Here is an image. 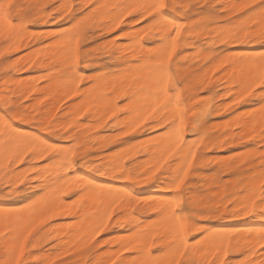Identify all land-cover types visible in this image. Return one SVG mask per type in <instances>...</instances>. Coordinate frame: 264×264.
<instances>
[{"label":"rangeland","instance_id":"374dc122","mask_svg":"<svg viewBox=\"0 0 264 264\" xmlns=\"http://www.w3.org/2000/svg\"><path fill=\"white\" fill-rule=\"evenodd\" d=\"M19 1L20 0H15L16 3H18ZM59 1L60 0H21L22 5L28 6V7L23 8V11L28 12V11L33 10L34 16L37 18H35V22L33 24L27 26L28 33H30V34H27L28 36H27L26 40L24 41L25 45H23L21 50H19L17 52L15 51L16 53L12 52V53L5 55L2 58H0V68L5 63H7L9 61H14V59H13L14 57H15V60L20 59L22 57L21 61H24V59H25L24 56L31 53L32 51H34L36 49V47H37V49L44 47L45 46L44 44L46 41H47L46 43L54 42L52 37L55 38V36L56 37L61 36V34H62L61 30L68 29L70 26L72 27V26L76 25L79 28V34L82 33V35H80V40H81L80 43L81 44L78 45L79 54H78V57L74 61H69V63L66 65L57 64V65H55V67L57 66L56 69H53L52 71L49 68H41V69L35 71V69L33 67H31V63H23L22 64V62H21V66L23 68L21 69V73L17 74V76L21 77L22 80H23V78L25 79V77L27 78L29 76L30 77L34 76V77H36V80H37L36 82L39 86H43L44 84L49 82V80L52 81V79L48 76L49 73H52L53 80L55 79V76L57 77L56 79H59V78L61 79L63 77L65 79V82L67 83L66 88L72 87V90L70 91L69 88H67V89L63 88V90H66V91H65V94L63 95L64 91L62 90L63 93H61V96H60L61 102L57 103V105L54 104V107L56 106L54 108L55 117H53V119L51 120L53 122H50L53 126H55L54 125V122H55L56 126L54 127V129L56 131L60 132L61 135L66 134L64 131L65 128L67 129L68 132H72V135L74 138H76V139L79 138L78 141H79V145L81 147L79 150H83L86 153H93V154L99 153V156L93 155L91 157V159H98V160L102 161L104 164L105 163L107 164V162L109 160L106 161V159H108V157H113V158L116 157V159H114V160H116V162L118 163L117 165L120 164V166H122L121 164H123L124 168H127L128 165H131L132 166L131 170L134 172L138 171L140 169H146L153 162L152 163L148 162L152 156H150L146 152L143 153V151H145L146 147L151 142L158 140L157 139L158 137H156L157 136L156 134H157V132H159L161 130L159 128L150 127V125L152 123V121L150 120L147 124H143L139 129H137V131L135 133H132L130 136H123L121 130L123 129V130L130 131V128H128L127 125H123L120 122H122V120L125 119L123 121L124 122L127 121L128 125H129L130 123L133 122V119H134V118H132V120H128L126 116L123 118V115H126V113H127L124 111H122V112L119 111L118 115H116L117 110H122V107L124 105V100H126L124 97L119 96L117 98V102H119V104H118L119 108L115 109V115H114L115 118L112 116V114L114 113V110L111 111L109 109L110 112L109 113L107 112L105 118L103 117L104 119L102 118L101 122L99 120L100 118H98V119L93 118L94 116L91 113H88L87 115H83L82 110H81V109H83L82 108L83 106L80 107L81 109L76 108L79 111L78 115H77L78 111L72 112V110H75V109H72V107L73 106L77 107V105H75V104H78L79 101H81L82 99L80 98L79 101H76V100H78V98L81 97L82 93H83L82 95H85V92L92 91L93 86H90L91 85L90 82L93 79L97 80V78L100 74L109 75V74L115 72V70L117 68H122L124 66V64L126 62H128V58L130 59L131 63L132 62L134 63V64L132 63L133 65H136L135 67H137V68L140 67L137 63H135V61L139 60L140 56L144 55V53H148L151 50V48L150 49L149 48H143L142 45H145L146 43L148 45H151L152 41H154L158 35L157 34L158 32L156 31V29H152L149 32V35L147 37L144 35L145 30L149 29V27H150L148 25V20H150L151 17H148V20H144L142 22L141 21L136 22L133 20L132 17H125V18H122L123 22H120L119 20H117L119 22V27L110 28L109 27V25H110L109 21H108V23H106V22L104 24L102 23V21H103L101 19V13H102L101 10L102 9L99 10V12H88L87 6L92 5V4H96V3L102 4L101 1H98V0H88V1L87 0H81L82 2H80V0H79V2H78V0H69L70 2H68V0H61L60 1L61 5H60ZM138 1L140 3V0H137L134 3H138ZM170 1L171 0H169V2ZM175 1L177 2V6H179L181 4L184 5V13H183V16L181 17V19L187 20L186 30L184 33H182V35H181L182 37L178 41V42H180L178 44L179 47L177 46L176 53L173 56V60H172V68L174 69V72H173L174 77L175 78L178 77L177 79L185 82V88H184L183 94L180 97V100L178 101V106L184 112V121H185V125H186V130H185V134H184L183 139L180 140L178 142V144L176 141L177 145H175V152H174L172 159L169 161V165H171V168H173V166H175V165H176V167H178V166L182 167L184 163H181V162H184V158L186 157V155L183 153L182 150H179V148L185 149L186 146L187 145L189 146L193 142L194 139L196 141L200 142L201 145H200L199 151L197 152V162L194 165L193 169L191 171H189L188 178L185 181V184L181 189V191L184 192L186 196L184 195L183 197H181L180 201H179L181 208H183L185 206H187V208H188V212H186L181 218L186 223L185 228L188 231L187 238L189 239V243H192L194 237L201 236L204 232H207L208 229H212V228L218 229V228H224L225 227L227 232L236 233L238 230H241L240 227L242 228L241 225L243 224V222L247 223V222H251L252 220H254L253 217L252 218L251 217H247V218L245 217L244 218L243 216H238V215L233 216L232 212H230L227 208H225V204L227 203L226 197L232 196L235 193L240 192L245 187H249L248 180L250 178H254V179L256 177L259 178V180H257V178L255 179V180L259 181V182L255 183L256 184L255 186H258V184L261 182V180H264V173L261 172V171H264V169L261 168V164H260L261 157H264V126H261L257 129V131L255 132L256 135L248 133V136H247V135H244L245 134L244 133L241 136H239L240 128H239L238 124L236 123V119H235V117H237V113L238 114L244 113L243 110L245 108H247V109H245V112H248L247 115H250V116H253L255 114V112L258 113V111H259V113L264 114V112H262L261 110H258V109H260L258 107L261 106L260 101L258 99L259 97L257 96V93L259 92V88L255 89L252 97H249L243 103L237 104V103L233 102L232 98H233V96H237L235 94L239 93V92H237V91H239V87H238L239 85H237V84L233 85L231 95H229L228 93L230 91L229 90L230 87L228 86V82L231 81V79L229 77H226L223 80H219L214 87H210L209 85L213 81H215L217 79V77H219L221 75L219 72H217L215 75H213V72L215 70V65L211 64V60L215 59V56L217 54H219L221 57H230L235 63H238V60H234V59H239L241 57H244L240 53L247 51V50L248 51L253 50V52L255 50H256L255 52H260V51L264 52V49H263L264 44H260L259 41L251 42V40L249 39L251 37L245 38V37H243V34H241L240 40H242L244 42H240L234 38H229V36L226 34L229 30L232 33H236L239 29L238 28L235 29V27L231 28V26L226 27V25H225L224 29H221L220 27H218L220 29H217V31H215L217 26H214L212 23H210V21H213V20H215L217 23H224L223 21L219 20L220 13L218 12V5L225 4V5H227V8L229 10L235 9L236 12L239 14L240 6L243 4H247V3H253V0H244L246 3L243 0H175ZM210 1H212V3H210ZM230 1H232V2H230ZM239 1H242V2H239ZM83 2H84V4H82ZM123 2H125V1L122 0L121 4H123ZM127 2H129V1H127ZM179 2H181V3H179ZM237 2H239L240 4L238 5ZM79 3H81V5ZM191 3H194V4H191ZM218 3H220V4H218ZM69 4H70V6H69ZM106 4L108 5L109 2H107ZM203 4L205 6H207V8L203 7L204 6ZM37 5H39L38 8L36 7ZM229 5H232V6H229ZM209 6H212V7H209ZM233 6H235V7H233ZM53 12H56L55 15ZM212 13H216V15L213 16ZM61 14H64L63 18H61ZM95 14H96V16H95ZM134 15H137V14H134ZM176 15H179V13H176ZM93 16L96 17V23L90 26L91 30H90V28H88L89 26L86 27V29H85V26L90 24L91 17H93ZM192 17H194L195 19ZM40 18H42L43 20H41ZM97 18H99V19H97ZM190 18H192V19H190ZM47 19H49V20H47ZM128 19H130L132 21H130ZM232 19L235 21L234 16H232ZM191 20H194V21H191ZM98 21H99L100 26H97V27L99 29L96 28ZM129 22H131L132 24ZM70 23L74 24V25L68 26ZM82 24H86V25L84 26ZM141 24L143 25V27L141 26ZM103 25H104V27H103ZM133 26L134 27L136 26V28H134ZM137 26H141V30H140L141 34L139 36L140 41L137 40L135 43H133V41L130 40L131 38L126 36L125 33L127 31H129V28H130V30L137 29V28L139 29L140 27H137ZM60 27H62V28H60ZM100 27L102 29H100ZM144 27H146V28H144ZM228 27H229V29H228ZM188 28H191L194 31L193 36L188 34V31H187ZM29 29L30 30L33 29V30L30 31ZM53 29H56V30H53ZM36 31H37V34H36ZM124 31H125V33H123L124 35H122V32H124ZM218 31H220V32H218ZM222 31H224V32H222ZM93 32H95L96 35L95 36H93V35L89 36ZM217 32H218V34H217L218 39L216 38ZM221 32L224 34L222 35ZM119 33H120V35H117ZM86 34H88V35H86ZM224 35L228 36V39H226V37ZM123 39H125V40H123ZM223 39H225V40H223ZM56 40L57 39H55V41ZM120 40L125 41L122 43H123L126 50L122 51V52H124V54H125L127 51L130 55L126 53L127 56H129L128 58H124V57H127L126 55L123 57H119L120 60L122 61V63L117 64V62L119 61V58H117V56L122 54V52L119 49H116L117 44H121ZM126 40H128V43ZM129 40L132 41L130 43L131 47L128 46ZM218 40H221V41H218ZM113 41H115L116 43L113 44L114 43ZM222 41H227V42H222ZM125 43H127V44H125ZM136 43H138V44H136ZM38 44H40V45H38ZM88 45H91V47H90L91 52H90V50H88V48H89ZM100 45H102V46H100ZM135 45H137V47ZM33 46H35V47H33ZM133 46H135V47H133ZM82 47L85 49H83ZM107 47H109V48H107ZM99 48H101L102 50H100ZM136 48H138V49H136ZM29 49L31 50V52L29 51ZM108 49H110V51L113 52V54L110 53V51L108 53L104 52L105 50L108 51ZM194 49H197V50H194ZM213 49L215 50V52L211 51ZM25 50H27V51H25ZM128 50H130V51H128ZM138 50L141 52H138ZM157 50L158 49L155 48V51H157ZM230 50L231 51L234 50V54L236 53L235 51H237V52L239 51L237 53L238 58H236V56H233L234 54H233V52L230 53ZM151 51H153V50H151ZM26 52H27V54H26ZM88 52H90V53L88 54ZM86 54H88V55H86ZM95 54H96V56H94ZM109 54H111L112 57H111V55L109 56ZM103 55H105V57ZM200 56H203L204 61H202L203 59ZM23 57H24V59H23ZM134 58H136V59H134ZM245 58H247V57H245ZM197 60H199V61H197ZM93 61L96 62V64ZM239 61H241V60H239ZM141 63H143L146 67L147 66H150V67L154 66L153 61H150V60H147V61L143 60V61H141ZM217 63H219V61H217ZM72 64H73V67L76 69V72L72 71V69H73ZM85 64L88 65L87 68H84ZM206 64H208L210 67ZM67 65H70V66H67ZM204 65H205V67H204ZM202 67H204L203 68L204 70L202 69ZM106 68H107V70H106ZM143 68L144 67L141 66V69H143ZM151 68L154 70V67H151ZM93 69L99 70V72H94ZM146 70H150V72L152 73V71L149 67H147V69L142 70V71H146ZM47 73H48V75H47ZM76 73H78L79 76ZM41 75H43V76H41ZM53 75H55V76H53ZM205 75H207V76H205ZM153 76L154 75H152V77ZM204 76L206 78H204ZM154 78H156V76H154ZM228 78H229V80H228ZM204 79H205V82H203ZM197 80H198V82H197ZM147 82H151V81L149 80ZM153 83H155V81ZM204 83H206V85H204ZM218 85H220V86H218ZM83 86H86L85 87L86 89H84ZM148 86H150V85L148 84ZM152 86H155V85L152 84ZM152 86H150L149 89H151ZM76 88H78L77 90H80L79 91L80 93L82 91L83 92L81 94L78 93V91H76ZM236 88H237V91H235ZM84 90H85V92H84ZM69 91H70V93H69ZM154 91L155 90H153V92ZM22 96H24V97H22ZM197 96L199 98L200 97H203V98L198 99ZM191 97H196L197 99L192 100ZM32 98H33L32 95L26 93V91L21 92V106H19L17 108H21L22 114H30L31 113L30 115H32L33 108L30 107L32 104V101H33ZM167 98H166V100H167ZM214 98H216V99H214ZM229 100H231L229 102L230 104H227V101H229ZM75 101L78 103H74ZM27 104H28V106H27ZM63 104H64V106H63ZM25 107L26 108L29 107V108L26 110ZM52 108H53V104H52ZM252 109H256V111L254 110L255 111L254 112ZM190 110H192L193 112L196 111L195 113H197L196 115L198 117H196L194 115V113H192V111H191V113L193 114L192 115L190 113ZM251 112H253V113H251ZM61 113H64L65 116H62ZM74 113H76V114H74ZM249 113H251V114H249ZM71 114H74V115L71 116ZM262 114H260V115H262ZM76 115H77V117H76ZM104 115H105V113H104ZM104 115L102 114V116H104ZM127 115H128V113H127ZM35 117H37L36 114H35ZM39 117H41V116H39ZM69 117L70 118L72 117V119L74 121L76 120L77 123L79 122L78 120L82 121V123H78V125H77L76 121L75 122L70 121ZM109 117H111L110 120H109ZM228 117H230V118H228ZM41 118H43L42 119L43 121L41 120L43 125H49L48 114L42 115ZM118 118H119V120H118ZM169 118H171V117H169ZM197 118H199V123L197 124L196 127H197V131L199 132V135L194 137V139H192L193 138L192 133L188 132L187 128H191L193 125L194 119L197 120ZM57 119H59V120H57ZM61 119L64 120L63 123H62ZM115 119H117L118 122ZM120 119H122V120H120ZM222 119H224V121ZM232 120H233V122L231 123ZM90 121H92L93 123H91ZM222 121H223V123H222ZM234 121H235V123H234ZM33 122L34 123L37 122L35 120V118L31 122L29 121L28 124H22L21 126L25 129L30 130L32 128ZM88 122H90V125L93 124V126L88 125ZM73 124L77 127H74ZM218 124H220V125H218ZM69 125H71V127H68ZM100 125H103V127H101ZM86 126L89 128H85ZM92 127H94V128H92ZM111 127H113V128H111ZM68 129H70V130H68ZM73 129H75V131H73ZM86 129L88 131H86ZM230 130L234 131V134L236 135V137L234 136L233 143L227 149L226 148H218L217 146L211 147L209 149L207 148V145L210 141H212L213 139H216V138L218 139L219 137L222 136V134H225V133L229 132ZM98 133H100L101 135H99ZM112 133H113V135H110ZM43 134L49 135L48 132H45ZM93 134H95V135H93ZM147 137H149V138H147ZM239 137L242 139H240ZM171 139L175 140L173 138H170L169 140H171ZM93 140H94V142H93ZM142 140H143V142H142ZM148 140H150V141L148 142ZM140 142H142V143H140ZM168 144L170 145L171 142ZM172 144H174V143H172ZM127 145H131V146L133 145V147L128 146L129 148H132V150H129L130 153H128V150L126 147ZM188 146H187V148H188ZM248 148H251L250 150L252 153L249 152ZM139 149H141V151H139ZM87 150L89 152H87ZM177 150L182 151V152L180 153ZM185 150H187V149H185ZM140 152H142V153L140 154ZM115 153H116V155H115ZM176 153L178 154V157H177ZM185 153L188 154L187 151ZM121 155L124 157L121 160H118V158L122 157ZM184 155H185V157H184ZM201 156H203V159H201ZM104 157H106V158H104ZM128 157H132V160H129ZM240 157H242V158H240ZM113 158H110V159H113ZM139 158H141V159H139ZM24 160H25L24 164L16 163L15 166H12V167H10L7 164V166H6L7 168L3 167L2 169H0V172H1L0 173V179H3L5 182H10L12 179L14 180L19 175H21V173L18 172L19 175L17 176V172H16L17 168L21 167L20 169L23 170L26 165L33 164V162L38 164V165L43 164V161L39 158V156H35L33 159V153H29L28 156L24 158ZM114 160H112V161L110 160L109 162H113ZM133 160L136 162L135 164L132 163ZM217 160H220V163H218ZM215 161H217V162H215ZM170 162H172V163H170ZM217 163L220 165H218ZM172 164H174V165L172 166ZM223 164L226 167V169H225V167H222ZM112 165H116V163L113 162ZM167 166L168 165H166L165 168ZM221 167L223 169H221ZM175 168H173L175 172L172 169L169 170V173L172 171V173H171L172 176L170 174L166 175V176L162 175V174H157L159 178H156L153 181H149L147 184H144L143 182H141L140 184L136 185V187L133 190V195L136 197H141L140 199H142V203H141L142 205L141 204L139 206L132 205L131 208L129 210H127V209H125L126 204H121L120 207H117L115 209V214L113 215L112 221L108 222L109 226L103 232H101L98 235L93 236V230H92L90 232L91 237L89 238V236H87L84 238L87 243L85 242L84 239L81 241L82 238L77 240V242L79 244L78 243H71L70 244V243H67L66 241H65L66 244L62 243V242H64L63 239L65 237H62L59 235L65 234V232L62 231L63 227H60L62 230L59 229L60 231H62L61 233L57 229V231H59V232H57V234L55 236L54 235L55 231H56L55 225H54V227L52 225L53 223H55V220L58 222H61L60 219L55 218L54 220H49L46 224H40V219H42L43 216L37 217L38 219L36 217L29 219L28 220L29 223L32 222L33 220L36 222L35 224H33V226L36 227V231L33 233L32 237L29 239V245H30L29 251H31L32 253H35V255L30 258V264H38V263L41 264V262H43V264H50V261L52 259H55L57 256L60 259H58L56 261V264H61V261H63V264H74V261L76 259H78L79 257L81 258L82 256H86L88 264H92V263L93 264H110V260H108L106 256L110 255L111 253H109L107 255L106 254L107 251L109 252L112 250L114 251L115 249L117 250L118 246H120V243H119L120 240H125V239H127V237H130V236L134 235V233H135V232H133L131 234H126V233H128L126 231V227L131 222L129 220L130 219L129 215L127 216V213L132 214V215L136 214L137 216L140 217V221H142L143 224L149 225V227L150 226L151 227H157L159 222H161L159 214L157 212L155 213V210L151 209L150 205H151V203L153 205V204H156L159 202L170 200L171 199L170 197H169V199L165 198L166 197V196H164L165 194L167 196L172 195L173 198L171 200H174L176 198L175 197L174 184H175V182H177V179L175 178V176L182 175V172L178 173L177 171H179L180 168H178L177 171H176L177 168L176 169ZM39 170L42 171L41 169H39ZM48 170L50 172H48ZM48 170L45 171L43 169L42 177L48 176L46 173L44 174V172H47L48 174L53 172L52 168H49ZM74 171H78V172H81L82 174L90 175V176L94 177L95 180L103 181L107 185H108V183L109 184H115V185H122L125 183H129L126 180H114L113 179L114 176L120 175L121 172L118 174L103 176V175H100L98 173H88L87 169H84V168H79L77 170L74 169ZM173 172H174V176H173ZM13 173H15V174H13ZM257 173L259 176H257ZM261 173H263V176H261ZM203 174H204V176H203ZM11 175H12V177H11ZM14 176H16V177H14ZM174 178H175V180H174ZM207 178H208V180H207ZM170 180L174 181L173 186H172V183ZM41 181H42V183L44 182L43 180H41ZM32 183H36V181H32ZM192 183H196V185H195V188L192 189V194H190L185 189L188 185H190ZM159 184H161V185H159ZM115 185H113V186H115ZM72 194L74 195V193H72ZM155 194H157V195H155ZM158 194L163 195V196H161L162 198ZM142 195H144V196H142ZM154 195L158 196L159 198L155 197ZM191 195H193L194 199L195 198L197 199L195 206L190 205L191 201L193 200V197L191 198ZM150 196L153 198H151ZM143 197L144 198L149 197V199L147 200L146 198L144 199ZM38 198L39 197H36L35 199H38ZM201 198H206V200L202 201ZM18 199L19 198L5 199L2 204L7 205L8 207L9 206L10 207L11 206L12 207H20L21 205H19V204H21V203L18 202ZM77 199L79 200V198H77ZM162 199H164V200H162ZM78 200H75L74 203L75 202L78 203ZM145 200L149 201V204ZM210 202H212V203H210ZM233 202H235V200ZM24 203H28V202L26 201ZM29 203H32V202L30 201ZM206 203L211 205V209H210V206L207 205ZM215 203H218V205H220V207L216 206ZM23 204H22L21 208L22 207L24 208L26 205H28V204H24V205ZM13 205H15V206H13ZM143 205H146V206H143ZM230 207H231V205H228V208H230ZM123 208H124V210H123ZM107 209H108V207H107ZM122 210L125 212V215L120 216L119 213L123 212ZM175 211H179V209H175ZM155 216H157V217L159 216L157 218L158 220H156V218H154ZM117 217H119V225H124V227H120L117 225ZM122 218H123L124 222L122 221ZM65 219H66L67 223L68 222H70V223L68 225H66V224L63 225L64 227L70 226L73 223V221L77 220L73 217H65L62 221L63 223H66ZM150 219H152V220H150ZM154 220H156V221H154ZM121 221H122V224L120 223ZM126 221L128 222V224H124ZM26 222L21 223V225L23 224V226H21V228L25 227L24 224ZM256 222L264 224V222L260 221L259 219ZM29 223H27V225ZM198 224H202V225H198ZM197 226L199 227V229L197 231H194L193 227H197ZM45 228H49L48 229L49 231L46 230ZM233 228H235V229H233ZM50 229L53 231L50 232ZM42 232H43V234H42ZM53 232H54V234H53ZM119 233H121V234H119ZM117 234H119V235H117ZM124 234H125V236L128 235L125 237V239L122 238V236ZM115 235H117L119 237H117ZM53 236H55V237H53ZM63 236H65V235H63ZM56 238L57 239L60 238V239H58V241H57ZM158 238H160V235L155 236L151 245H150V248H151L153 253L158 252L160 249H166L167 248L166 246L169 245V243L167 242V244H165L163 247L159 248L157 246V242L159 241ZM202 238H204V237H202ZM105 240H107L108 243H104ZM80 241L82 243H80ZM98 241L100 242L99 244L97 243ZM57 242H59L61 246ZM197 242H199V241H197ZM77 244H78V247L76 246ZM95 244L97 246H95ZM117 244H118V246H117ZM31 245H34V247H31ZM63 245L65 247H62ZM70 246H73L75 249L73 247H70ZM110 246H111V248H110ZM113 246H116V247H113ZM103 248H106L108 250L107 251H106V249L103 250ZM110 249H112V250H110ZM41 251H43V252H41ZM104 251L106 252L105 254H104ZM261 251H264V250H261V249H259V247H257V255L254 258L258 259ZM38 252L40 253V255H38L40 259H36L37 258L36 255L39 254ZM95 252H96V254L98 252L103 253L104 254L103 256L106 257L105 259H107V261L106 262H97L94 259L95 255H96V254H94ZM60 253H62V254H60ZM125 253L126 252H124V254ZM238 253L239 252L230 254L231 259L233 256H234L233 258H235V260L233 259V264H237V262H240V260L244 258L242 253H239V254ZM46 254L47 255L49 254V256H48L49 258H46ZM128 255L129 256L130 255L135 256L136 254L131 253V252H127V255L125 254L124 256H121L120 258L127 257ZM35 256H36V258H35ZM76 257H78V258H76ZM110 257H112V255H110ZM108 258H109V256H108ZM229 259H230V257H229ZM36 260H38V261L35 262Z\"/></svg>","mask_w":264,"mask_h":264},{"label":"snow or ice","instance_id":"6c2138e0","mask_svg":"<svg viewBox=\"0 0 264 264\" xmlns=\"http://www.w3.org/2000/svg\"><path fill=\"white\" fill-rule=\"evenodd\" d=\"M25 7L28 6L16 3L15 0H0V41H3L4 47V51L0 52V58L18 50L16 45L19 38L28 30L27 26L35 22L34 11H22ZM36 7L38 8L39 5ZM87 7L88 12H99L100 9L110 8L107 15L114 17L113 22L116 20L123 22L122 18L125 17H132L134 21L140 22L151 17L148 20L150 27L145 30L144 35L147 37L152 29H156L158 35L151 45L146 43L142 47L158 48V50L155 52L149 51L135 63L140 64L143 60L154 62L155 91H149V97L152 98L151 103L146 101L144 108L138 112L136 108L132 109L133 112H137V119L127 125L130 131L123 129L121 131L123 136H130L143 124H147L151 120L150 127L161 130L156 134L161 141L165 138H173L177 142L182 140L186 130L184 112L177 106L175 112L170 113L168 109L171 104L162 102L169 94H171L172 101L178 102L185 88V82L174 77V69L172 68V60L177 50L178 41L187 27V20L181 19L184 13V5L177 6L170 3L169 0H150L146 3H117L112 5L96 3ZM218 12L220 13L219 20L224 23H217L215 20L210 21V23L221 29H224L225 25L239 29L236 33L229 30L226 33L229 38L244 42L240 40L241 34H243L246 38L251 37V42L259 41L260 44H264V0H253V3L241 5L239 14L235 9L229 10L226 5L220 4L218 5ZM176 13H179V15H176ZM63 15L61 14V18H63ZM212 15L215 16L216 13H212ZM232 16L235 17V21ZM95 23L96 17L93 16L90 24L86 25L85 29ZM116 26L119 27V24ZM187 31L189 35H194L191 28H188ZM80 35L82 33L74 37L76 45L80 44ZM91 35L95 36L96 33L93 32ZM54 39L58 40L60 37ZM88 47H91V45H88ZM211 51L215 52L214 49ZM240 60L248 62V66L242 69V72L249 77L248 87L240 91L238 96H233V102L237 104L245 102L253 96L255 89L259 88L257 96L262 106L261 111L264 112V52L258 58L241 57ZM211 64L215 65L213 75L217 72L223 75L229 69H235L237 66L230 57H221L219 54L211 60ZM256 64L259 66H255ZM87 67L88 65L85 64L84 68ZM72 71L76 72V69L73 68ZM93 71L99 72L96 69H93ZM77 75L79 76L78 73ZM106 78L102 77V79ZM90 83L96 84L97 80L93 79ZM228 94L231 95V91ZM80 98L84 99V95H81ZM191 99L195 100L196 97H191ZM135 101L136 97L133 95L129 96L124 103L127 105ZM88 111L89 109L84 107L82 114L87 115ZM16 112L17 109L8 107L7 101L0 105V169L4 167L5 162L10 167L15 166L17 161L24 164V158L29 153H33V158L39 156L43 164H29L23 170L17 168L16 172H20L21 175L10 182L0 179V204L5 199L14 198H19L18 202L21 204L26 201L32 202L29 203L27 208L15 211L0 208V219L5 221L4 229L0 230V264H30V258L35 255V253L29 251V239L36 231V227L33 226L35 221L33 220L32 223L21 230L11 222L13 217L19 220L25 213L31 216L37 208H40L43 216L40 219V224H46L57 216L65 213L70 214L69 207L74 206V201L77 198L83 200L89 194H107L113 199L93 229V236H95L108 227V222L112 221L115 209L120 207L121 204L139 206L142 203L140 197L133 195L136 185L141 182L147 184L149 181L159 178L157 174L165 176L170 174L165 171V166L169 165V161L174 155L175 144H170L159 152L155 162L146 169L134 172L131 170L132 166L128 165L127 168L121 169L120 175L113 177L114 180H126L129 183L105 187L103 184L98 183L94 177L74 171V169L84 168L87 169L88 173L109 175L105 171V168H108L109 165L98 159H91L93 155L99 156V153H86L79 150L80 145L78 140L73 137L72 132H68L65 128L66 134L61 135L53 126L43 125L39 116L35 117L37 122L32 125L30 130L25 129L21 125L28 124L29 119L14 114ZM114 115L115 113H113ZM198 123L199 118L193 121L191 128H187V131L192 133L193 137L199 135L196 127ZM100 126L103 127V125ZM68 127H71V125ZM45 132H48L49 135H44ZM22 141L25 143L21 144ZM159 146L157 145V147ZM199 148L200 142L195 140L188 146V155L184 158V164L180 169L182 175H178L177 182L174 184L176 198L163 202L166 210L179 209V211H173L171 214L173 242L169 244L168 248L160 249L156 253H153L145 242L137 253V255L144 256L142 264H233V260L229 257L231 253L236 252H241L244 257L239 264H264V251H261L258 259L254 258L257 255V247L264 250V227L245 229L244 233L239 234L245 237L243 242L241 239L236 238L238 234L234 232L210 234L204 232L201 235L204 237L203 239L194 237L192 243L188 242V231L179 219L188 212V208L187 206L181 208L179 201L185 195L181 189L188 178L189 171L193 169L197 162ZM128 159L132 160V157H128ZM201 159H203V156H201ZM132 163L135 164L136 162L133 160ZM260 164L261 168L264 169V157H261ZM41 168L45 171L52 168L55 171L54 174L50 173L47 177H42L39 170ZM41 180L44 182L41 183ZM32 181H36V183H32ZM36 197H39V199H35ZM61 198H66L63 200V205L68 207L62 206L57 211L55 205L61 203ZM226 200L225 208L234 215L246 218L254 217L264 222V180H261L258 186L243 188L240 192L226 197ZM234 200L235 202H233ZM228 205H231V207L228 208ZM119 215L123 216L125 213L121 212ZM117 225L124 227V225H119V217H117ZM141 227L142 221L133 219L130 222L126 227V231L129 234L136 232L137 235L128 244L122 245L119 252L113 251L112 257L108 258L110 264H117V261H119V264H126V261L120 260V256L124 252H131L137 241H146V233L137 231ZM253 235L256 237L255 243L251 242ZM104 243H108V241L105 240ZM129 245H132V247ZM32 246L34 247V245ZM58 259H60L58 256L52 259L50 264H56ZM61 264H63V261H61Z\"/></svg>","mask_w":264,"mask_h":264},{"label":"bare ground","instance_id":"6f19581e","mask_svg":"<svg viewBox=\"0 0 264 264\" xmlns=\"http://www.w3.org/2000/svg\"><path fill=\"white\" fill-rule=\"evenodd\" d=\"M61 1V0H60ZM59 1V3H60V5H61V2ZM88 1V0H87ZM98 1H101V3L102 4H106L107 2H109V4L108 5H112V4H117V3H120L121 4V2H122V0H98ZM125 2H123V4H126V3H134V2H136L137 0H127V1H129V2H127L126 0H124ZM244 1V0H243ZM50 2V1H49ZM68 2H70L69 0H68ZM78 2H79V0H78ZM80 2H82L81 0H80ZM139 2V1H138ZM146 2H150V0H140V3H146ZM214 2V1H213ZM229 2V1H228ZM230 2H232V1H230ZM239 2H242V1H239ZM239 2H237L238 3V5L240 4ZM245 2V1H244ZM248 2V1H247ZM19 4H21L22 5V3H21V0L18 2ZM170 3H172V4H174V5H177V2L175 1V0H171L170 1ZM179 3H181V2H179ZM210 3H212V1H210ZM246 3V2H245ZM80 5H81V3H79ZM82 4H84V2L82 3ZM191 4H194V3H191ZM205 4V3H204ZM203 4V5H204ZM218 4H220V3H218ZM231 4V3H230ZM79 5V6H80ZM181 5H183V4H181ZM225 5V4H224ZM49 6V5H48ZM69 6H70V4H69ZM227 6V5H226ZM229 6H232V5H229ZM47 7V6H46ZM62 7V6H61ZM203 7H206L207 8V6H203ZM233 7H235V6H233ZM64 9V8H63ZM68 9V8H67ZM101 10V9H100ZM22 11H23V9H22ZM33 11V10H32ZM64 11V10H63ZM102 11V13H101V19L104 21H102V23L104 24L105 22L106 23H108V21L110 22L109 24V27L110 28H116L117 26V24H119V22L116 20L115 22H113L114 21V17H109L108 15H107V13L110 11V8L109 9H102L101 10ZM47 12V11H46ZM54 13V15H55V13L56 12H53ZM44 14V13H43ZM50 15V14H49ZM53 15V14H52ZM51 15V16H52ZM89 15V14H88ZM50 16V17H51ZM95 16H96V14H95ZM90 17V16H89ZM35 18H37V17H35ZM83 18V17H82ZM192 18H194V17H192ZM192 18H190V19H192ZM41 20H43L42 18H40ZM39 19V20H40ZM90 19V18H89ZM97 19H99V18H97ZM100 19V20H101ZM127 19V18H126ZM195 19V18H194ZM47 20H49V19H47ZM52 20V19H51ZM83 20V19H82ZM99 20V21H100ZM128 20H130V19H128ZM99 21H98V24L96 25V28L97 29H99L97 26H100L99 25ZM130 21H132V20H130ZM142 21H144V20H142ZM141 21V22H142ZM191 21H194V20H191ZM74 22V21H73ZM85 22V21H84ZM125 22V21H124ZM75 23V22H74ZM88 23V22H87ZM101 23V22H100ZM101 23V24H102ZM129 23H131V22H129ZM237 23H239V22H237ZM124 24V23H123ZM132 24V23H131ZM67 25V24H66ZM70 25H74V24H69L68 26H70ZM82 25H86V24H82ZM108 25V24H107ZM122 25V24H121ZM130 25V24H129ZM147 25V24H146ZM141 26H143L142 24H141ZM141 26H137V27H140L139 29L137 28V29H133V30H130V28H129V31H127L126 33H125V31L124 32H122V35H124L123 33H125V35L126 36H128V37H130L131 39L130 40H132L133 41V43H135L137 40H139V36H140V34H141ZM67 27V26H66ZM71 27V26H70ZM68 28V29H63V30H61L62 31V34H61V36H58V37H60V39H58V40H56L55 41V39L52 37V39H53V41L54 42H51V43H46L45 42V46L44 47H41V48H38L37 49V47H36V49L34 50V51H32L31 52V50L29 49V51L31 52V53H29V54H27V52H26V54L27 55H25L24 57H25V59H24V57H23V59H24V61H21V58L20 59H17V60H15V57L13 58L14 59V61H9V62H7V63H5L4 65H2L1 66V68H0V105H3L4 104V102L5 101H7L8 102V107H11V108H15V109H17V112L16 113H14V114H16V115H19V116H23V117H26V118H28L29 119V121L31 122L32 120H34V118H35V114L37 115V116H41L42 117V115H44V114H48V119H49V125L50 126H53L50 122H53V121H51L52 119H53V117H55V110H54V108L56 107H54V104L55 105H57V103H60L61 102V98H60V96H61V93H63L62 92V90H63V88H66V82H65V79L63 80L62 78L60 79H56L57 77L55 76V75H53V76H55V81L53 80V78H52V73H49V75H48V73H47V75L52 79V81H50L49 80V82H47L46 84H44L42 81V83L44 84L43 86H39L38 84H37V80H36V77H34V76H29V77H25V79L23 78V80L21 79V77H18L17 76V74H19V73H21V69L23 68L22 66H21V62H22V64L23 63H31V67H33L34 69H35V71H37V70H39V69H41V68H49L51 71L53 70V69H56V67H55V65H57V64H59V65H66V64H68L69 63V61H74L77 57H78V54H79V51H78V45H76L75 44V41H74V37H76L78 34H79V28L76 26V25H74V26H72L71 28ZM102 27V26H101ZM100 27V29H102ZM103 27H104V25H103ZM108 27V26H107ZM134 27V26H133ZM226 27H227V25H226ZM46 28V27H45ZM60 28H62V27H60ZM88 28H90V26L88 27ZM134 28H136V26L134 27ZM144 28H146V27H144ZM148 28V27H147ZM232 28V27H231ZM217 29H220V28H216V30L215 31H217ZM228 29H229V27H228ZM235 29H237V28H235ZM30 30V29H29ZM33 30V29H32ZM32 30H30V31H32ZM52 30V29H51ZM53 30H56V29H53ZM90 30H91V28H90ZM145 30V29H144ZM213 30V29H212ZM234 30V29H233ZM232 30V31H233ZM29 31V32H30ZM103 31V30H102ZM218 32H220V31H218ZM218 32L216 33V38H217V34H218ZM222 32H224V31H222ZM221 32V33H222ZM27 34H30V33H28V30L26 31V32H24L23 33V35L19 38V41H18V43H17V45H16V47H17V51H19V50H21V48L23 47V45H25L24 44V41L26 40V38H27ZM36 34H37V31H36ZM120 34V33H119ZM158 34V33H157ZM224 34V33H223ZM51 35V34H50ZM86 35H88V34H86ZM203 35V34H202ZM44 36V35H43ZM89 36H92V35H89ZM125 36V37H126ZM191 36H193V35H191ZM225 36V35H224ZM34 37V36H33ZM56 37V36H55ZM182 37V36H181ZM226 37V39H228V36H225ZM244 37V36H243ZM246 38V37H245ZM51 39V38H50ZM218 39V38H217ZM250 40H251V38H249ZM123 40H125V39H123ZM129 40V44H128V46H130L131 47V45H130V43L132 42V41H130ZM188 40V39H187ZM223 40H225V39H223ZM121 41V44H117V46H116V49H119L121 52L122 51H125L126 49H125V47H124V45H123V43L122 42H125V41H122V40H120ZM127 41V43H128V40H126ZM140 41V40H139ZM182 41V40H181ZM202 41V40H201ZM218 41H221V40H218ZM80 42H81V40H80ZM83 42V41H82ZM114 43L113 44H115L116 42L115 41H113ZM127 43H125V44H127ZM132 43V44H133ZM140 43V42H139ZM180 42H178V44H179ZM41 44V43H40ZM40 44H38V45H40ZM81 44V43H80ZM136 44H138V43H136ZM242 44V43H241ZM100 46H102V45H100ZM136 47H137V45H135ZM135 46H133V47H135ZM33 47H35V46H33ZM39 47V46H38ZM129 47V48H130ZM132 47V48H133ZM179 47V46H178ZM83 48V47H82ZM81 48V49H82ZM107 48H109V47H107ZM83 49H85V48H83ZM100 50H102L101 48H99ZM111 49V48H110ZM110 49H108V51L107 50H105L104 52H109L110 51ZM134 49V48H133ZM136 49H138V48H136ZM150 49V48H149ZM158 49V48H157ZM264 49V48H263ZM88 50H90V47L88 48ZM104 50V49H103ZM147 50V49H146ZM151 50H153V52L155 51V48H151ZM150 50V51H151ZM194 50H197V49H194ZM242 50V49H241ZM4 51V47H3V41H0V52H3ZM16 51V52H17ZM25 51H27V50H25ZM128 51H130V50H128ZM132 51V50H131ZM243 51V50H242ZM256 51V50H255ZM253 52V50H250V51H244V52H242V53H240L241 55H243L244 57H255V58H258L259 56H260V54H261V52L262 51H260V52ZM15 52V53H16ZM21 52V51H20ZM90 52H91V50H90ZM90 52H88V54L90 53ZM103 52V53H104ZM119 52V51H118ZM138 52H141V51H139L138 50ZM143 52V51H142ZM148 52V51H147ZM196 52V51H195ZM233 52V54H234V50L233 51H231L230 50V53H232ZM236 53L233 55V56H236V58H238V56H237V53L239 52H237V51H235ZM24 53V52H23ZM110 53H112L113 54V52H111L110 51ZM126 53L127 54H129L127 51H126ZM124 54V52H122V54L121 55H119V56H117V58H119V57H123V56H127V54ZM229 53V54H230ZM25 54V53H24ZM88 54H86V55H88ZM98 54V53H97ZM144 54H146V53H144ZM194 54V53H193ZM111 54H109V56H110ZM115 55V54H114ZM130 55V54H129ZM132 55V54H131ZM142 55V54H141ZM23 56V55H22ZM94 56H96V54L94 55ZM104 57H105V55H103ZM111 57H112V55H111ZM129 56H127V57H124V58H128ZM141 57V56H140ZM200 57H202V59H203V56H200ZM134 59H136V58H134ZM201 59V58H200ZM234 60H238V63H236V68L235 69H229V71L227 72V73H225V74H223V75H220L219 77H217V79L215 80V81H213L209 86L210 87H214L215 85H216V83L219 81V80H223L224 78H226V77H229L230 79H231V81H229L228 82V86L230 87V91H232V86L233 85H235V84H237V85H239L238 87H239V91H237V88H236V90L235 91H237V92H240V91H242V90H244V88H246L247 86H248V80H249V77L244 73V72H242V69H244V68H246L247 66H248V62L247 61H239L240 60V58L239 59H234ZM117 61V60H116ZM147 61V60H146ZM197 61H199V60H197ZM202 61H204V59L202 60ZM94 62V61H93ZM113 62V61H112ZM95 64H96V62H94ZM114 63V62H113ZM120 63H122V61L120 60V58H119V61L117 62V64H120ZM133 63V62H132ZM131 63V61H130V59L128 58V62H126L125 64H124V66L122 67V68H117L116 70H115V72H113V73H111V74H109V75H105V74H100L99 76H98V78H97V83L96 84H91L90 86H93V89H92V91H89V92H85V90H84V92H85V95H84V99H82L81 101H79V99H80V97L78 98V100H76V101H79V103L78 102H74V103H78V104H75V105H77V107H72V109H75V110H72V112L73 111H78L77 109H81L80 107H82V108H84V107H88V109H89V111H88V113H91V114H93V118H96V119H98V118H100L99 120H100V122H101V120H102V118L104 117L105 118V116H106V114H107V112L109 113L110 112V110L112 111V110H114V113H115V109H118L119 107H118V104H119V102H117V98L119 97V96H122V97H124L125 99H127L129 96H133V95H135V97H136V101L135 102H130L129 104H125L124 103V105H123V107H122V109L123 110H117V112H116V115H118V113H119V111H124V112H127L128 113V115L126 114V115H123V118L126 116L127 117V119L128 120H132V118H134L133 119V121H135L136 119H137V112L138 111H140V110H142L143 108H144V106H145V102L147 101L148 103H151V99L152 98H150L149 97V91H153V90H155V86H152V84H154L155 85V83H153L154 81H155V79L156 78H154V76H155V72H154V70L151 68V67H154V66H147V67H149L150 69H151V71H152V73L150 72V70H146V71H142V70H145V69H147V67L143 64V63H140V64H138L140 67H135L136 65H133ZM154 63V62H153ZM71 64V63H70ZM148 64V63H147ZM144 65V66H143ZM150 65V64H149ZM206 65H208V64H206ZM67 66H70V65H67ZM141 66L142 67H144L143 69H141ZM209 66V65H208ZM255 66H259L258 64H256ZM65 67V66H64ZM72 67H73V64H72ZM204 67H205V65H204ZM204 67H202V69L204 68ZM210 67V66H209ZM74 68V67H73ZM141 69V70H140ZM211 69V68H210ZM106 70H107V68H106ZM200 70V69H199ZM204 70V69H203ZM32 71V70H31ZM67 71V70H66ZM149 73H148V72ZM201 71V70H200ZM210 71V70H209ZM222 71V70H221ZM43 72V71H42ZM69 72V71H68ZM184 72V71H183ZM44 73V72H43ZM205 73V72H204ZM46 74V73H45ZM70 74V73H69ZM77 74V73H76ZM99 74V73H98ZM151 76H150V75ZM24 75V74H23ZM28 75V74H27ZM26 75V76H27ZM31 75V74H30ZM152 75H154L153 77H152ZM41 76H43V75H41ZM71 76V75H70ZM177 76V75H176ZM205 76H207V75H205ZM204 76V78H206ZM102 77H107L106 79H102ZM152 77V78H151ZM216 77V76H215ZM214 77V78H215ZM49 78V79H50ZM92 78V77H91ZM178 78V77H177ZM229 78H228V80H229ZM151 81V82H147V81ZM227 80V79H226ZM73 81V80H72ZM74 82V81H73ZM78 82V81H77ZM197 82H198V80H197ZM196 82V83H197ZM203 82H205V79H204V81ZM202 82V83H203ZM75 83V82H74ZM150 85V86H152L151 87V89H149L150 88V86H148V84ZM151 83V84H150ZM70 84V83H69ZM77 84V83H76ZM75 84V85H76ZM147 84V85H146ZM204 85H206V83H204ZM71 86V85H70ZM218 86H220V85H218ZM78 87V86H77ZM86 86H83V88L84 89H86L85 88ZM207 87V86H206ZM67 88H69V90L71 91L72 90V87H67ZM66 88V89H67ZM75 89V88H74ZM78 88H76V91H78V93H80L79 91L80 90H77ZM153 89V90H152ZM227 89V88H226ZM225 89V90H226ZM90 90V89H89ZM233 90V91H234ZM23 91H26V93H28V94H30V95H32V99H33V101H32V104H31V106L30 107H32L33 108V113H32V115H30V114H22L21 113V108H17V107H19V106H21V92H23ZM64 91V93H63V95L65 94V91L66 90H63ZM70 91H69V93H70ZM83 92V91H82ZM81 92V93H82ZM77 93V94H78ZM80 93V94H81ZM83 94V93H82ZM81 94V95H82ZM89 94V95H88ZM235 94V93H234ZM170 95V94H169ZM188 95V94H187ZM235 95H237L238 96V94H235ZM68 96V95H67ZM22 97H24V96H22ZM198 97V96H197ZM29 98V97H28ZM200 98H203V97H200ZM199 97H198V99H200ZM197 99V98H196ZM214 99H216V98H214ZM233 99V98H232ZM259 99V98H258ZM218 100V99H217ZM125 101V100H124ZM231 100H229V101H227V104H230L229 102H230ZM24 103V102H23ZM27 103V102H26ZM25 103V104H26ZM162 103H170L171 104V106L169 107V109H168V111L170 112V113H174L175 112V109H176V107L178 106V102H176V101H172V99H171V95L167 98V100L166 99H164L163 100V102ZM232 103V102H231ZM24 104V105H25ZM52 104H53V108H52ZM123 104V103H122ZM23 105V106H24ZM85 105V106H84ZM224 105V104H223ZM27 106H28V104H27ZM26 106V107H27ZM63 106H64V104H63ZM25 107V109L27 110L28 108H26ZM111 107V108H110ZM179 107V106H178ZM261 107L262 106H260V107H258V108H260V109H258V110H261ZM77 108V109H76ZM133 108H136L137 109V112H133L132 111V109ZM110 109V110H109ZM245 109H247V108H245ZM245 109L243 110L244 111V113H237V117H235V119H236V123L238 124V126H239V128H240V134H239V136H241L242 134H244V135H247L248 136V133L249 134H254V135H256L255 134V132L257 131V129L259 128V127H261V126H264V114H262V113H259V111H258V113H256L255 111H256V109H252L254 112H255V114L253 115V116H250V115H247V113L248 112H245ZM46 110V111H45ZM70 110V109H69ZM82 110V109H81ZM199 110V109H198ZM201 110V109H200ZM227 110V109H226ZM191 111L192 110H190V113H191ZM241 111V110H240ZM35 112V113H34ZM67 112V111H66ZM196 112V111H195ZM195 112H193L192 111V113H194V115L196 116V117H198L196 114L197 113H195ZM211 112V111H210ZM214 112V111H213ZM104 113H105V115H104ZM191 113V114H192ZM235 113V112H234ZM251 113H253V112H251ZM251 113H249V114H251ZM62 114V116H65L64 115V113H61ZM74 114H76V113H74ZM74 114H71V116L72 115H74ZM79 114V111H78V113H77V115ZM102 114L104 115V116H102ZM189 114V113H188ZM260 114H262V115H260ZM60 115V114H59ZM77 115H76V117H77ZM193 115V114H192ZM90 116V115H89ZM112 116H113V114H112ZM121 116V115H120ZM40 117V118H41ZM87 117V116H86ZM114 117V116H113ZM44 118V117H43ZM43 118H41V120L43 119ZM103 118V119H104ZM115 118V117H114ZM195 118V117H194ZM228 118H230V117H228ZM77 119V118H76ZM191 119V118H190ZM232 119V118H231ZM57 120H59V119H57ZM67 120V119H66ZM69 120L70 121H74L73 119H72V117L70 118L69 117ZM110 120V119H109ZM116 121H117V119H115ZM118 120H119V118H118ZM120 120H122V119H120ZM123 120H125V119H123ZM122 120V122H120V123H122L123 125H128V122L127 121H123ZM192 120V119H191ZM195 120V119H194ZM223 121H224V119H222ZM43 121V120H42ZM61 121H62V123H63V121L64 120H62L61 119ZM60 121V122H61ZM76 121V120H75ZM74 121V122H75ZM79 122L78 123H82V121H80V120H78ZM98 121V120H97ZM223 121H222V123H223ZM229 121V120H228ZM48 122V121H47ZM91 123H93L92 121H90ZM90 122H88V125H90ZM99 122V121H98ZM118 122V121H117ZM116 122V123H117ZM124 122V123H123ZM233 122V120L231 121V123ZM65 123V122H64ZM76 123H77V121H76ZM78 123H77V125H78ZM97 123V122H96ZM225 123V122H224ZM230 123V124H231ZM234 123H235V121H234ZM33 124H34V122H33ZM32 124V125H33ZM75 124V123H74ZM73 124V125H74ZM54 125L56 126V124H55V122H54ZM218 125H220V124H218ZM55 126H53V127H55ZM90 126H93V124H91ZM121 126V125H120ZM73 127V126H72ZM74 127H77V126H75L74 125ZM123 127V126H122ZM145 127V126H144ZM228 127V126H227ZM231 127V126H230ZM60 128V127H59ZM62 128V127H61ZM85 128H89V127H85ZM92 128H94V127H92ZM111 128H113V127H111ZM151 129V128H150ZM68 130H70V129H68ZM91 130V129H90ZM237 130V129H236ZM86 131H88L87 129H86ZM100 132V131H99ZM204 132V131H203ZM202 132V133H203ZM101 133V132H100ZM100 133H98L99 135H101ZM104 133V132H103ZM263 133V132H262ZM93 135H95V134H93ZM110 135H113V133L112 134H110ZM234 136L236 137V135L234 134V131H232V130H230L229 132H227V133H225V134H222V136L221 137H219L218 139L216 138V139H213L212 141H210L209 143H208V145H207V148L209 149V148H211V147H215V146H217L218 148H228L232 143H233V138H234ZM99 137V136H98ZM157 137V136H156ZM101 138V137H100ZM147 138H149V137H147ZM240 138V137H239ZM245 138V137H244ZM158 140H156V141H154V142H151L147 147H146V149H145V151H143V153L144 152H146L147 154H149L150 156H152L150 159H149V161L148 162H150V163H154L155 162V160H156V158L158 157V153L159 152H161L162 150H164V148H166V147H168L169 146V144L168 143H170L171 142V144L172 143H174L175 145H177L178 144V142H177V144H176V141L175 140H169L170 138H165V140H163V141H161L159 138H157ZM192 139H194V137L192 138ZM240 139H242V138H240ZM255 139V138H254ZM77 140H79V138L77 139ZM95 140V139H94ZM94 140H93V142H94ZM103 140V139H102ZM144 140V139H143ZM143 140H142V142H143ZM195 140V139H194ZM201 140V139H200ZM150 140H148V142H149ZM196 141V140H195ZM99 142V141H98ZM142 142H140V143H142ZM147 142V143H148ZM23 143H25V142H21V144H23ZM78 143H79V141H78ZM260 143V142H259ZM134 145V144H133ZM133 145L131 146V145H127L126 147H127V150H128V153H130L129 152V150H132V148H129L128 146H131V147H133ZM157 145H160L159 147H157ZM201 145V144H200ZM86 146V145H85ZM92 146V145H91ZM188 146V145H187ZM187 146H186V148L185 149H187V150H185V149H181V148H179V150H182L183 151V153L187 156L188 154H186L185 152L187 151L188 152V148H187ZM262 146V145H261ZM206 147V146H205ZM81 148V147H80ZM120 148V147H119ZM124 149V148H123ZM249 149V152H251V148H248ZM121 150V149H120ZM179 150H177V151H179ZM139 151H141V149H139ZM176 151V152H177ZM182 151H179L180 153L182 152ZM212 151V150H211ZM87 152H89L88 150H87ZM123 152V151H122ZM108 153V152H107ZM142 152H140V154H141ZM252 153V152H251ZM110 154V153H109ZM123 154V153H122ZM177 154V153H176ZM115 155H116V153H115ZM185 155H184V157H185ZM122 156V155H121ZM124 156H122V157H120V158H118V160H121L122 158H123ZM177 157H178V154H177ZM104 158H106V157H104ZM110 158H113V157H108V159H106V161L107 160H114V159H116V157L115 158H113V159H110ZM146 158V157H145ZM240 158H242V157H240ZM34 159V158H33ZM139 159H141V158H139ZM138 159V160H139ZM148 159V158H147ZM179 159V158H178ZM200 160V159H199ZM107 162V165H109V167L108 168H105V171L106 172H108L109 173V175H113V174H118V173H120L121 172V169L122 168H124V166H123V164H121L122 166H120V164L119 165H117L118 163L116 162V160H114L113 162H115L116 163V165H112L113 164V162ZM204 161V160H203ZM218 161V163H220V160H217ZM217 161H215V162H217ZM120 162V161H119ZM147 162V163H148ZM16 163H19L18 161L16 162ZM121 163V162H120ZM170 163H172V162H170ZM175 163V162H174ZM181 163H184V162H181ZM217 163V164H218ZM226 163V162H225ZM33 164H36V163H34L33 162ZM106 164V163H105ZM216 164V165H217ZM227 164V163H226ZM36 165H38V164H36ZM174 164H172V166H173ZM201 165V164H200ZM218 165H220V164H218ZM7 166V163L5 162V165H4V167L5 168H7L6 167ZM176 167V165L175 166H173V168H175ZM222 167H225L224 166V164H223V166ZM221 167V169H223ZM21 168V167H20ZM19 168V169H20ZM171 167H169V165L165 168V171H168L169 172V170H173L174 171V169L173 168H171ZM177 168V169H176ZM175 169H176V171L178 170V168H180L181 169V166H178V167H176ZM49 169V168H48ZM47 169V170H48ZM220 169V170H221ZM225 169H226V167H225ZM22 170V169H21ZM41 174L43 173V169L41 168ZM51 170V169H50ZM54 169H53V174H54ZM258 171V170H257ZM48 172H50L49 170H48ZM175 172V171H174ZM174 172H173V176H174ZM178 173H180L181 171L179 170V171H177ZM259 172V171H258ZM261 172H263L264 173V171H261ZM1 173V172H0ZM47 174V175H49L47 172H44V174ZM81 173V172H80ZM171 173H172V171L170 172V175H171ZM177 173V174H178ZM260 173V172H259ZM263 173H261V176H263ZM82 174V173H81ZM210 174V173H209ZM19 175V173L17 172V176ZM176 175V174H175ZM103 176H107V175H103ZM172 176V175H171ZM178 176V175H177ZM177 176H175V178L177 179ZM203 176H204V174H203ZM257 176H259L258 175V173H257ZM11 177H12V175H11ZM14 177H16V176H14ZM45 177V176H44ZM231 177V176H230ZM175 178H174V180H175ZM257 178V177H256ZM255 178V179H256ZM254 178H250L249 180H248V184H249V187L251 188V187H253V186H255L256 184V182H259V181H257V180H259V178H257V180H255ZM263 179V178H262ZM13 180V179H12ZM207 180H208V178H207ZM227 180V179H226ZM97 181V180H96ZM171 181V180H170ZM98 183H100V184H103L105 187H107L108 185H115V184H109L108 183V185L106 184V183H104L103 181H97ZM173 182L174 181H171V183H172V186H173ZM41 183H42V181H41ZM206 183V182H205ZM233 183V182H232ZM207 184V183H206ZM159 185H161V184H159ZM195 185H196V183H192V184H190V185H188L187 187H186V191L188 192V193H190V194H192V189L193 188H195ZM259 185V184H258ZM115 186H119V185H115ZM161 187V186H160ZM171 191V190H170ZM153 195V194H152ZM155 195H157V194H155ZM154 195V196H155ZM160 197L161 196H163V195H161V194H158ZM142 196H144V195H142ZM164 196H166L165 198H167V199H169V197L172 199L173 198V196L172 195H170V196H167L166 194L164 195ZM186 196V195H185ZM151 197V196H150ZM155 197H157V198H159L158 196H155ZM193 197V195H191V198ZM199 197V196H198ZM141 198V197H140ZM144 198V197H143ZM147 200L149 199V197H145ZM144 198V199H145ZM151 198H153V197H151ZM162 198V197H161ZM39 199V198H38ZM66 198H61V203H58V204H56L55 205V209L57 210V211H59L60 209H61V207L62 206H64V207H68L67 205H63V200H65ZM113 199V197H109L107 194H104V195H100V194H96V195H92V194H89V195H87L83 200H78V199H76V200H78V203H74V206H71V207H69V211H70V214H67V213H65L64 215H60V216H57L56 218L57 219H60L61 220V222H58V221H56L55 220V223H53L52 225H53V227H54V225H55V234H54V232H53V234L56 236V234H57V232H59L60 230L59 229H61L60 227H63V230L62 231H64L65 232V234H63V235H65V236H63L62 234L61 235H59V236H62V237H65L63 240H64V242H62V243H65V241L67 242V243H78L77 242V240H79V239H81V241L85 238V237H87V236H89V238L91 237L90 235H91V231L96 227V224L99 222V219H100V217L104 214V212H105V210H107V207H108V205H109V203L111 202V200ZM171 199L170 200H167V201H171ZM240 199H242V198H240ZM142 200V199H141ZM147 200H145V201H147ZM162 200H164V199H162ZM201 200L203 201V200H206V198H201ZM154 201V200H153ZM28 203H24V204H28L29 205V202L30 201H27ZM144 202V201H143ZM148 202V204H149V201H147ZM157 202V201H156ZM164 202V201H163ZM163 202H159V203H156V204H153L152 205V203H151V205H150V207H151V209H154L155 210V213L157 212L158 214H159V216H160V219H161V222H159V224L157 225V227H149V225H147V224H143L142 225V227H141V229H139V230H137L138 232L139 231H144L145 233H146V241H137V243H136V246L135 247H132V245H129L130 247H132V251H131V253H135L136 255L135 256H133V255H128L127 257H123V258H120V260H124V261H126V264H142V261H143V259H144V256L143 255H137V253L139 252V250H140V248H142L143 246H144V243L146 242L148 245H149V248H150V245H151V243H152V241H153V239H154V237L155 236H158V235H160V238H158L159 239V241L157 242V246L159 247V248H161V247H163L165 244H167V242L169 243V244H171L172 242H173V234H172V222H171V214H172V212L173 211H175V209H168V210H166V208H165V205H164V203ZM187 202V201H186ZM197 202V199L195 198L194 199V197H193V200L191 201V203H190V205L191 206H195V203ZM154 203V202H153ZM189 203V202H188ZM210 203H212V202H210ZM23 204V205H24ZM207 204V203H206ZM19 205H21L22 206V204H19ZM28 205H26L25 207L27 208V206ZM142 205V204H141ZM207 205H209V204H207ZM215 205L216 206H218V207H220V205H218V203H215ZM13 206H15V205H13ZM18 206V205H17ZM21 206L20 207H8L7 205H4V204H0V208H8L9 210H13V211H15V210H19V209H21ZM132 206V205H131ZM131 206H129V205H125V209H127V210H129L130 208H131ZM143 206H146V205H143ZM206 206V205H205ZM210 206V209H211V205H209ZM24 207V208H25ZM141 207V206H140ZM217 207V208H218ZM23 208V207H22ZM144 209V208H143ZM150 209V210H151ZM123 210H124V208H123ZM122 210V211H123ZM149 210V211H150ZM126 211V210H125ZM124 212V211H123ZM137 212V211H136ZM125 213V212H124ZM150 213V212H149ZM129 215V217H130V221H132L133 219H135V220H137V221H140V217L139 216H137L136 214L134 215H132V214H129V213H127V216ZM131 215V216H130ZM157 215V214H156ZM232 215L233 216H235L233 213H232ZM40 216H42V214H41V210H40V208H37L36 209V211L35 212H33L32 213V215L30 216V215H28L27 213H25L19 220H17L15 217H13L12 218V223H13V225L14 226H17L18 228H20L21 230L24 228H21V226H23V224L21 225V223H23V222H26L24 225L26 226L27 225V223H29V219H31V218H33V217H40ZM158 216V217H159ZM65 217H73V218H75V219H77L76 221H73V223L70 225V226H68V227H64L63 225H68L70 222H68L67 223V221H66V219H65V222L66 223H63L62 221H63V219L65 218ZM120 217V216H119ZM157 216H155L154 218H156V220H158L157 218H158ZM245 218V217H244ZM252 218V217H251ZM254 218V217H253ZM38 219V218H37ZM74 219V220H75ZM127 219V220H128ZM180 220H181V222L185 225V227H186V223L183 221V219L180 217L179 218ZM59 220V221H60ZM150 220H152V219H150ZM156 220H154V221H156ZM258 220V218L256 219V218H254V220H252L251 222H243V224L241 225L242 226V228L240 227V229L241 230H238L236 233L238 234L237 236H236V238L237 239H241V241L243 242V240H244V236H241V235H239V234H241V233H244L245 232V229H247V228H260V227H264V224H262V223H257L256 221ZM31 221V220H30ZM122 221H123V218H122ZM122 221L120 222L121 224H122ZM129 221V222H130ZM124 222V221H123ZM127 222V221H126ZM124 223V224H128V222L127 223ZM150 222V221H149ZM30 223H32V222H30ZM36 223V222H35ZM57 223V224H56ZM198 225H202V224H198ZM108 226H109V224H108ZM156 226V225H155ZM4 227H5V221L3 220V219H0V230H3L4 229ZM46 227V226H45ZM233 227V226H232ZM43 229V228H42ZM46 230H48L49 228H45ZM57 229L59 230V231H57ZM199 229V227L197 226V227H193V230L194 231H197ZM233 229H235V228H233ZM49 231V230H48ZM53 230H51L50 229V232H52ZM62 231H60V233L62 232ZM44 232V231H43ZM43 232H42V234H43ZM215 232H227V230L225 229V227L224 228H218V229H208V231H207V233H215ZM123 233V232H122ZM125 233V232H124ZM45 234V233H44ZM116 234V233H115ZM119 234H121V233H119ZM119 234H117V235H119ZM126 234H129V233H126ZM52 235V234H51ZM117 235H115V236H117ZM137 235V233L135 232L134 233V235H132V236H130V237H127V239H125V237L126 236H128V235H126L125 236V234L122 236V238L123 239H125V240H120L119 241V243H120V246H118V244H117V246H118V248H117V252L118 251H120L121 250V246L122 245H125V244H128L129 243V241L130 240H133L134 239V237ZM42 236V235H41ZM44 236V235H43ZM55 236H53V237H55ZM114 236V237H115ZM58 237V236H57ZM117 237H119V236H117ZM198 237H200V239L202 238V236H198ZM61 238V237H60ZM60 238H58V239H60ZM44 239V238H43ZM57 239V238H56ZM58 239H57V241H58ZM188 239V238H187ZM203 239V238H202ZM33 240V239H32ZM85 240V239H84ZM89 240V239H88ZM87 240V241H88ZM80 241V243H82ZM192 241V240H191ZM34 242V241H33ZM41 242V241H40ZM85 242H86V240H85ZM84 242V243H85ZM188 242H189V239H188ZM252 243H255L256 242V237L253 235V237H252V241H251ZM57 243H59V242H57ZM87 243V242H86ZM117 243V242H116ZM45 244V243H44ZM51 244V243H50ZM66 244V243H65ZM64 244V245H65ZM79 244V243H78ZM78 244L76 245L77 247H78ZM58 245V244H57ZM59 245H60V243H59ZM62 246V247H65V246ZM113 245V244H112ZM47 246V245H46ZM61 246V245H60ZM74 246V245H73ZM73 246H70V247H73ZM95 246H97L96 244H95ZM169 246V245H168ZM168 246H166L167 248H168ZM31 247H33L32 245H31ZM44 247V246H43ZM76 247V248H77ZM113 247H116V246H113ZM74 248V247H73ZM110 248H111V246H110ZM66 249V248H65ZM68 249V248H67ZM75 249V248H74ZM95 249V248H94ZM104 249H106V248H103V250ZM54 250V249H53ZM62 250V249H61ZM64 250V249H63ZM108 250V249H107ZM110 250H112V249H110ZM150 250H151V248H150ZM40 251V250H39ZM58 251V250H57ZM113 251V250H112ZM112 251H107V253L104 251V254L106 253L107 255L109 254V253H111L110 255H112ZM152 251V250H151ZM41 252H43V251H41ZM39 253V252H38ZM59 253V252H58ZM239 253H241V252H239ZM238 253V254H239ZM60 254H62V253H60ZM94 254H96V252L94 253ZM103 253H97L96 255H95V260L97 261V262H106L107 261V259H108V256L110 257V255H108V256H106L107 257V259H105L106 257L105 256H103L104 255ZM126 255H127V252L125 253ZM124 253H123V255L122 256H124L125 255ZM38 255H40V253L39 254H37L36 256H37V258H36V256H35V258L36 259H40L39 258V256ZM235 255V254H234ZM49 256V254L47 255L46 254V258H49L48 257ZM54 257V256H53ZM121 257V256H120ZM234 257V256H233ZM232 257V259H231V256H230V259L231 260H235V258H233ZM258 257V256H257ZM44 258V257H43ZM76 258H78V257H76ZM35 260V259H34ZM109 260V259H108ZM239 260V259H238ZM38 260H36L35 262H37ZM61 261V260H60ZM92 261V260H91ZM235 262V261H234ZM239 262H237V264H238ZM39 264V263H38ZM74 264H88L87 263V258H86V256H82L81 258L79 257L78 259H76L75 261H74ZM93 264V263H92ZM117 264H119V261H117Z\"/></svg>","mask_w":264,"mask_h":264}]
</instances>
